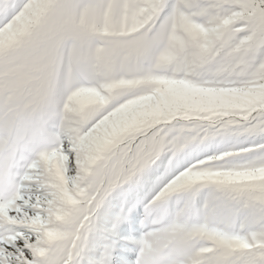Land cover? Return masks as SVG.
Masks as SVG:
<instances>
[{
	"label": "snow or ice",
	"instance_id": "1",
	"mask_svg": "<svg viewBox=\"0 0 264 264\" xmlns=\"http://www.w3.org/2000/svg\"><path fill=\"white\" fill-rule=\"evenodd\" d=\"M36 110L53 143L0 197V264H110L137 206L134 264H264V0H0V149Z\"/></svg>",
	"mask_w": 264,
	"mask_h": 264
},
{
	"label": "clouds",
	"instance_id": "2",
	"mask_svg": "<svg viewBox=\"0 0 264 264\" xmlns=\"http://www.w3.org/2000/svg\"><path fill=\"white\" fill-rule=\"evenodd\" d=\"M48 120L45 110L28 111L16 116L10 130H5V143L0 149V197L7 199L15 193L22 161L26 163L51 147L53 137L46 131ZM177 259L176 245L170 243L153 255L150 264H174Z\"/></svg>",
	"mask_w": 264,
	"mask_h": 264
},
{
	"label": "rangeland",
	"instance_id": "3",
	"mask_svg": "<svg viewBox=\"0 0 264 264\" xmlns=\"http://www.w3.org/2000/svg\"><path fill=\"white\" fill-rule=\"evenodd\" d=\"M46 131H48L49 133L53 132L54 129H52L51 127H47L46 128ZM145 193L144 191H140V192H133L131 195H129L127 198L123 197L122 195H120L119 193H113L112 196H110L108 198V200L105 202V205L102 207L101 209V213H100V216L98 217V226L100 227V224L103 226L105 224V222H108L110 221L111 219H115V217L119 214L117 212V209L118 210H121L122 207L124 209H126L125 206H129L132 204V201L134 199H136L137 197H142L144 196ZM127 202V204L125 205V203ZM138 207V208H137ZM135 208H131L130 211L127 212V215H126V218L129 219L130 217L133 218V222H132V225H136L134 222L137 220V218L139 216L142 217V214H143V210L141 207L137 206ZM130 208V207H129ZM128 208V209H129ZM109 219H108V218ZM130 220V219H129ZM127 221V220H125ZM100 223V224H99ZM137 228H140V223L137 222ZM141 229V228H140ZM142 230V229H141ZM119 235H123L124 233L121 232V233H118ZM131 234V233H130ZM141 235V234H139ZM139 238V237H138ZM137 238V239H138ZM114 248L112 249V253L114 252ZM96 254L98 255V251L96 252ZM124 260H127L129 262V264H134L135 260L129 256L127 257H124L123 258ZM114 263V260H112L110 262V264H113Z\"/></svg>",
	"mask_w": 264,
	"mask_h": 264
}]
</instances>
